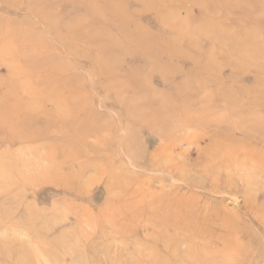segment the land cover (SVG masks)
Masks as SVG:
<instances>
[{"label":"rangeland","instance_id":"rangeland-1","mask_svg":"<svg viewBox=\"0 0 264 264\" xmlns=\"http://www.w3.org/2000/svg\"><path fill=\"white\" fill-rule=\"evenodd\" d=\"M0 101V264H264V0H0Z\"/></svg>","mask_w":264,"mask_h":264},{"label":"bare ground","instance_id":"bare-ground-1","mask_svg":"<svg viewBox=\"0 0 264 264\" xmlns=\"http://www.w3.org/2000/svg\"><path fill=\"white\" fill-rule=\"evenodd\" d=\"M4 105H5V102L0 101V129H8L9 131H7V135H6L7 138L4 136L3 139L15 140L18 143L27 142L28 136H29L28 135L29 127L33 126L30 123H28L29 118H28L27 113L24 112L25 110L22 108L20 104L12 105V104L7 103V108ZM188 124H190V122ZM242 128L241 129L245 133L246 132L247 133L257 132L259 134V132H261L259 134V137H257V139L264 140V122H260V121L249 122L248 124H246L245 127H242ZM219 141L221 142V138H218V137L213 138V144L215 145V147L216 146L218 147V145H221ZM226 141L231 142V143H238V141H241V139L231 138L229 141L228 140ZM217 147L215 148V152H218ZM163 150L164 149L161 148L160 151H163ZM229 153L232 154V152H229ZM243 153L245 155L244 156L245 159L247 160L248 158L249 163L252 164L253 168L256 167V169H258V171L261 174H264V168H260V166L256 165L257 163L255 162L253 163L250 161L251 155H249L248 150L244 151ZM257 156L258 157H256L257 158L256 161L258 160L263 161L264 151L261 152ZM178 166H179L178 167V170H179V168H181L180 167L181 165H178ZM167 167L169 168V166ZM173 196L172 197L167 196V195L161 196V193L159 194L156 193L152 200L155 203H158L160 207V212L158 211L156 213H151V215H149L148 218L152 221L158 222L162 226V229L164 230H167L168 228H175V227L179 228V226H181L182 224L186 225L187 223L188 228L191 229L190 230L191 234L195 233L196 231H194L193 227L188 224L189 223L188 218H191L190 223L194 225H202L208 222L209 217L206 216V214L205 215L202 214V212H200V214H195L194 216L193 214L191 215L189 206L187 203H184L182 195H179L176 192V194H174ZM261 207L264 208V204ZM171 240L175 244L177 243V241H179L177 236H173Z\"/></svg>","mask_w":264,"mask_h":264}]
</instances>
